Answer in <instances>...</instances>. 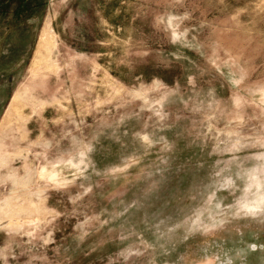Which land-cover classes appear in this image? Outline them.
<instances>
[{
  "label": "rangeland",
  "instance_id": "rangeland-1",
  "mask_svg": "<svg viewBox=\"0 0 264 264\" xmlns=\"http://www.w3.org/2000/svg\"><path fill=\"white\" fill-rule=\"evenodd\" d=\"M0 264H264V0H0Z\"/></svg>",
  "mask_w": 264,
  "mask_h": 264
},
{
  "label": "bare ground",
  "instance_id": "bare-ground-1",
  "mask_svg": "<svg viewBox=\"0 0 264 264\" xmlns=\"http://www.w3.org/2000/svg\"><path fill=\"white\" fill-rule=\"evenodd\" d=\"M44 38H45V40H48V39H51V34H50V32H45V34H44Z\"/></svg>",
  "mask_w": 264,
  "mask_h": 264
}]
</instances>
